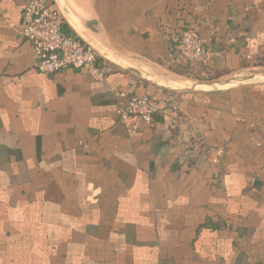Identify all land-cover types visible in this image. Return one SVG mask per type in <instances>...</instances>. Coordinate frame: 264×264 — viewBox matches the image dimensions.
Returning <instances> with one entry per match:
<instances>
[{
	"label": "crops",
	"instance_id": "1",
	"mask_svg": "<svg viewBox=\"0 0 264 264\" xmlns=\"http://www.w3.org/2000/svg\"><path fill=\"white\" fill-rule=\"evenodd\" d=\"M26 2L0 0V264H264V0H47L104 80L39 72Z\"/></svg>",
	"mask_w": 264,
	"mask_h": 264
},
{
	"label": "built area",
	"instance_id": "2",
	"mask_svg": "<svg viewBox=\"0 0 264 264\" xmlns=\"http://www.w3.org/2000/svg\"><path fill=\"white\" fill-rule=\"evenodd\" d=\"M21 32L30 44L35 68L52 74L65 68H85L96 80H104L110 68L96 51L79 37L63 31L47 0H27L22 13ZM177 55L190 63L205 60L209 52L197 33L182 29L174 43ZM117 114L121 122L128 118L148 123L153 118L157 103L150 96L129 97L125 91H115Z\"/></svg>",
	"mask_w": 264,
	"mask_h": 264
},
{
	"label": "water",
	"instance_id": "3",
	"mask_svg": "<svg viewBox=\"0 0 264 264\" xmlns=\"http://www.w3.org/2000/svg\"><path fill=\"white\" fill-rule=\"evenodd\" d=\"M77 37H79L85 44H87L88 46H90L91 48H93L95 51H96V53L99 55V57H101L100 55H101V53L95 48V47H93L91 44H89L85 39H83L81 36H77ZM105 56H103L106 60H108V61H111V62H113V63H118L117 62V60H115L114 58H112V57H109V55H106V54H104ZM123 65H125V64H123ZM125 66H127L129 69H132V70H134L135 72H137L139 75H142L143 76V73L142 72H140L138 69H136L134 66H132V65H125ZM148 78V77H147ZM150 80H152V82L153 83H158L159 85H162V86H165V85H163V84H161V83H159L158 81H156V80H153V79H150ZM189 85L190 86H193V87H196L197 85H200V83H189ZM169 88H174L175 86H168Z\"/></svg>",
	"mask_w": 264,
	"mask_h": 264
}]
</instances>
